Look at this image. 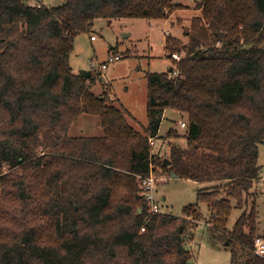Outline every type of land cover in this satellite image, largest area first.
I'll list each match as a JSON object with an SVG mask.
<instances>
[{
	"label": "trees",
	"instance_id": "trees-1",
	"mask_svg": "<svg viewBox=\"0 0 264 264\" xmlns=\"http://www.w3.org/2000/svg\"><path fill=\"white\" fill-rule=\"evenodd\" d=\"M28 1L0 0V264H196L185 241L201 202L232 264H264L251 252L256 201L227 230L261 178L264 0H197L187 43L166 39L175 66L146 74L142 132L107 92H92V75L73 72L70 56L96 20L164 21L182 9L176 0H65L52 9ZM169 109L188 117L186 146L161 160L151 141ZM84 114L99 118L102 136L69 134ZM156 168L204 185L181 219L150 213L141 195L140 180L159 179Z\"/></svg>",
	"mask_w": 264,
	"mask_h": 264
},
{
	"label": "rangeland",
	"instance_id": "rangeland-1",
	"mask_svg": "<svg viewBox=\"0 0 264 264\" xmlns=\"http://www.w3.org/2000/svg\"><path fill=\"white\" fill-rule=\"evenodd\" d=\"M196 2L197 0H176L175 3L182 9L170 13L164 21L132 18L111 22L105 19L96 20L92 33H81L75 39L74 50L70 56L73 72L77 75L91 72L92 92L96 96L107 92L110 100L122 110L131 125L138 131H144L148 127L146 74L168 72L175 66L167 57L166 39L168 35H172L187 43L184 31L190 27L192 18L199 15ZM64 3L65 0H30L27 5H43L52 9ZM92 35L95 36V40L91 39ZM175 55L182 59L185 53ZM111 58L115 60L111 62ZM103 64H107V69L102 70ZM181 122L188 126L186 114L171 109L164 114L159 138L151 141L152 153L157 154L161 160L170 157L173 146L181 148L186 146L183 136L187 129L181 128ZM171 129L177 132L178 137H166ZM69 134L98 137L102 136L103 132L97 116L84 114L73 123ZM258 161L261 166V178L255 184L254 193L247 199L248 204L244 205L243 209L234 208L231 211L227 224L229 231L244 210L250 211V203L256 201L258 236H264V145L259 147ZM155 170L158 178L164 179L157 182L155 187V196L161 205L162 213L181 219L183 209L197 203V192L204 185L169 177L159 168ZM3 172L4 174L7 172V167H4ZM199 208L202 219L198 222L188 221V232H191V228H196L192 231V240L185 241L186 247L194 256V262L232 264V251L227 245L226 237L206 225L210 216L207 205L201 202ZM251 252L255 255L253 250Z\"/></svg>",
	"mask_w": 264,
	"mask_h": 264
},
{
	"label": "built area",
	"instance_id": "built-area-1",
	"mask_svg": "<svg viewBox=\"0 0 264 264\" xmlns=\"http://www.w3.org/2000/svg\"><path fill=\"white\" fill-rule=\"evenodd\" d=\"M92 40H95V37H91ZM118 58V57H117ZM115 57V59H117ZM173 60L180 61L181 58L178 55L172 56ZM114 58H111V62L115 60ZM102 70L107 69V64H103L101 66ZM181 128L186 129L187 124L181 122ZM164 181V179H157L154 173H151L148 177L142 178L140 180V190L141 195L146 198V200L149 203L150 213L152 214H161L162 208L160 203L157 201L155 196V187L157 182ZM142 231H145L143 228ZM254 253L260 258H264V236H259L255 239L254 242Z\"/></svg>",
	"mask_w": 264,
	"mask_h": 264
},
{
	"label": "water",
	"instance_id": "water-1",
	"mask_svg": "<svg viewBox=\"0 0 264 264\" xmlns=\"http://www.w3.org/2000/svg\"><path fill=\"white\" fill-rule=\"evenodd\" d=\"M91 76V72H83L81 74V77H83L84 79H89ZM166 165H170V162H166ZM172 178H177L175 174L171 175ZM182 230V228L180 229V231ZM23 243H25V239L23 240Z\"/></svg>",
	"mask_w": 264,
	"mask_h": 264
},
{
	"label": "crops",
	"instance_id": "crops-1",
	"mask_svg": "<svg viewBox=\"0 0 264 264\" xmlns=\"http://www.w3.org/2000/svg\"><path fill=\"white\" fill-rule=\"evenodd\" d=\"M165 113H166V111H165ZM165 113H164V114H165Z\"/></svg>",
	"mask_w": 264,
	"mask_h": 264
}]
</instances>
